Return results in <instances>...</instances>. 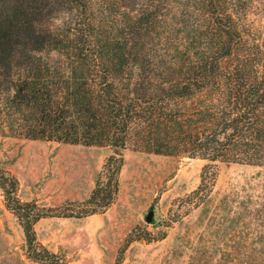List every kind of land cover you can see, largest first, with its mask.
<instances>
[{"label": "trees", "instance_id": "obj_1", "mask_svg": "<svg viewBox=\"0 0 264 264\" xmlns=\"http://www.w3.org/2000/svg\"><path fill=\"white\" fill-rule=\"evenodd\" d=\"M248 6L0 0V133L109 146L110 178L98 183L93 200L114 194L131 141L156 154L181 146L206 160L194 195L212 185L217 163L262 166L264 44L245 37ZM0 189L24 229L28 257L64 264L37 242L34 225L43 216L17 198V179L0 173Z\"/></svg>", "mask_w": 264, "mask_h": 264}, {"label": "rangeland", "instance_id": "obj_2", "mask_svg": "<svg viewBox=\"0 0 264 264\" xmlns=\"http://www.w3.org/2000/svg\"><path fill=\"white\" fill-rule=\"evenodd\" d=\"M248 2L245 37L260 47L264 0ZM112 153L0 133V173L17 179L21 202L36 204L43 216L34 225L37 242L64 264H264V164L217 163L212 185L194 195L206 160L181 146L156 154L131 141L114 194L93 200L110 178ZM0 264H38L1 189Z\"/></svg>", "mask_w": 264, "mask_h": 264}, {"label": "water", "instance_id": "obj_3", "mask_svg": "<svg viewBox=\"0 0 264 264\" xmlns=\"http://www.w3.org/2000/svg\"><path fill=\"white\" fill-rule=\"evenodd\" d=\"M153 217V212H150L149 215L147 216V221L151 222Z\"/></svg>", "mask_w": 264, "mask_h": 264}]
</instances>
